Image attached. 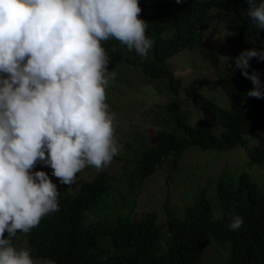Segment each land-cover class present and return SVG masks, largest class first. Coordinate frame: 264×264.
<instances>
[{
	"label": "trees",
	"instance_id": "16d2710c",
	"mask_svg": "<svg viewBox=\"0 0 264 264\" xmlns=\"http://www.w3.org/2000/svg\"><path fill=\"white\" fill-rule=\"evenodd\" d=\"M260 2L264 0H257ZM212 9L218 10L220 19L228 16L230 22L226 40L231 45V63L217 76L230 109L208 103L218 125L223 127L220 134L209 120L188 124L177 99L182 82L166 67L167 59L183 49L194 50L201 42ZM143 11L145 15L140 17L148 23L154 39L148 57L141 58L108 41L104 47L110 58L109 70L122 61L140 65L151 78L166 77L167 90L175 99L160 109L167 116L155 121L161 127L155 141L137 147L133 156L125 159L124 177L132 194L130 209L125 214L116 212L112 217L84 224L86 213L107 193V208L117 202L109 192L113 188L111 176L99 171L91 181H78L76 194L59 189L60 210L45 216L37 228L26 234L28 249L33 258H46L49 264H199L206 247L213 244L211 237H215L231 245H225L228 254L220 264H264V185L259 186L245 170L231 177L227 169H222L216 186L209 179L197 188L183 216H178L167 200L166 224L158 223L154 212H146L137 221L131 216L133 196L142 183L168 156L175 166L190 146L228 149L241 145L247 151L248 162L262 163L264 169V140L250 145L246 137L264 126V96L249 97L247 93L254 85L235 67V58L241 51L253 47L264 51V29L258 30L250 19L246 0H143ZM249 63L248 71L258 74L264 91V60L252 58ZM36 168L52 171L41 163ZM237 214L244 224L233 231L229 224Z\"/></svg>",
	"mask_w": 264,
	"mask_h": 264
},
{
	"label": "clouds",
	"instance_id": "9594fccd",
	"mask_svg": "<svg viewBox=\"0 0 264 264\" xmlns=\"http://www.w3.org/2000/svg\"><path fill=\"white\" fill-rule=\"evenodd\" d=\"M246 3L264 29V2ZM140 15L143 0H0V264H35L12 238L60 210L57 184L34 170L37 163L69 186L84 169L102 171L119 155L107 89L121 64L109 70L104 44L147 58L154 39ZM252 58L264 60V51H241L235 67L254 85L247 95L261 98L260 78L248 71ZM243 224L237 214L229 228Z\"/></svg>",
	"mask_w": 264,
	"mask_h": 264
},
{
	"label": "rangeland",
	"instance_id": "374dc122",
	"mask_svg": "<svg viewBox=\"0 0 264 264\" xmlns=\"http://www.w3.org/2000/svg\"><path fill=\"white\" fill-rule=\"evenodd\" d=\"M228 16L222 19L218 10H211V18L206 23L203 38L194 50L183 49L166 61V67L180 78L182 85L177 99L181 109L187 116L188 124L194 126L199 120H209L217 134L223 127L218 125L217 116L208 105L211 101L224 109H230L227 95L220 88L217 76L227 69L231 63V45L226 36L230 34ZM120 74L107 89L111 110L117 117V140L121 145L119 155L113 158L112 163L103 169L112 178L113 188L111 198L117 202L114 207L107 208V194L96 207L86 213L84 224L117 214H125L130 209L128 201L132 194L124 177L125 159L131 158L138 150L137 147L148 146L156 139V132L161 127L156 120L166 118L160 109L172 100L174 95L167 90L166 77L151 78L145 74L140 65H132L122 61L115 71ZM248 137L250 145L264 140V126L253 130ZM261 165V166H260ZM263 164L249 163L246 149L236 145L228 149H201L198 146L188 147L176 165L170 156L146 179L135 192L132 200L134 221H137L146 212L157 214L158 223L166 224V206L168 200L178 216H183L185 208L193 203L192 196L198 187H202L211 179L212 186H216L222 169L231 177H236L243 170L259 185H264ZM48 173L57 188L76 194L79 190L78 181H91L98 173L88 167L77 174L75 183L61 184L52 175V171L44 168H35ZM124 189V190H123ZM135 191V190H134ZM217 191V188H216ZM190 196V197H189ZM214 202H218L214 199ZM213 244L206 247L199 264H220L228 254L227 244H222L215 237H211ZM17 249L27 248L26 234L17 233L12 238ZM231 246V245H230ZM35 264H49L46 258H34Z\"/></svg>",
	"mask_w": 264,
	"mask_h": 264
}]
</instances>
